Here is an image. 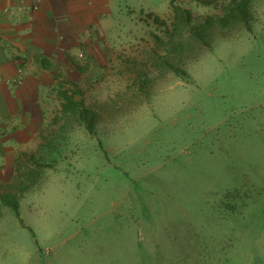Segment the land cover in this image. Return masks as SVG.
<instances>
[{"label": "rangeland", "instance_id": "obj_1", "mask_svg": "<svg viewBox=\"0 0 264 264\" xmlns=\"http://www.w3.org/2000/svg\"><path fill=\"white\" fill-rule=\"evenodd\" d=\"M230 1L186 9L201 23ZM250 9L210 46L172 9L163 24L138 10L136 54L106 38L113 62L51 69L26 146L45 164L12 195L18 215L0 201V264H264V0ZM71 86L89 127L62 112Z\"/></svg>", "mask_w": 264, "mask_h": 264}, {"label": "crops", "instance_id": "obj_2", "mask_svg": "<svg viewBox=\"0 0 264 264\" xmlns=\"http://www.w3.org/2000/svg\"><path fill=\"white\" fill-rule=\"evenodd\" d=\"M152 1L0 0V195L24 193L32 185L29 174L36 165L45 164L39 161L41 151L36 155L26 146L36 140L46 122L40 94L54 86L52 68L63 71L67 62L82 54L88 56L86 61L113 62L118 53L107 50L106 38L114 44L134 45L127 51L134 55L138 21H131V15L141 10L158 16L170 12L173 5L186 9L197 2ZM18 62L24 66V81L14 87L4 80L15 74ZM65 90L70 89L61 94ZM63 125L58 124L53 137Z\"/></svg>", "mask_w": 264, "mask_h": 264}, {"label": "trees", "instance_id": "obj_3", "mask_svg": "<svg viewBox=\"0 0 264 264\" xmlns=\"http://www.w3.org/2000/svg\"><path fill=\"white\" fill-rule=\"evenodd\" d=\"M197 2L210 5L216 3L218 0H196ZM172 11L174 14V29H178V25L181 24H191L192 18L190 16V12L186 9H183L179 6L173 5ZM149 16H152L155 22H159L163 24V21L159 19L157 15H152V13H148ZM250 17H251V9H250V0H231L228 5L224 8V13L220 17H212L208 16L201 23H192L189 26V32L192 37H195L199 41H201L204 45L210 46L209 41V31L214 24L221 26H228L232 22L242 23L247 29L250 28ZM76 65V64H75ZM169 67L176 74H186L183 69H180L177 66H174L168 63ZM68 91H64L62 93L63 104H62V112L72 113L78 115L84 122L86 127L90 126V123L93 122V111L84 107L81 102H76L74 100V96L79 94V90L76 87ZM89 131H91L88 128ZM12 195H0V201L7 204L11 208L14 209L15 213L18 215L17 210V202L12 198Z\"/></svg>", "mask_w": 264, "mask_h": 264}, {"label": "built area", "instance_id": "obj_4", "mask_svg": "<svg viewBox=\"0 0 264 264\" xmlns=\"http://www.w3.org/2000/svg\"><path fill=\"white\" fill-rule=\"evenodd\" d=\"M37 8V4L33 6ZM22 62H18L16 72L13 76L5 78V83L14 87L21 86L24 81V66Z\"/></svg>", "mask_w": 264, "mask_h": 264}]
</instances>
